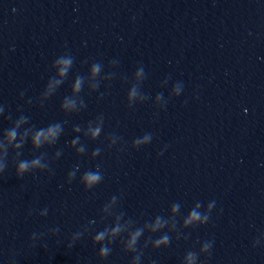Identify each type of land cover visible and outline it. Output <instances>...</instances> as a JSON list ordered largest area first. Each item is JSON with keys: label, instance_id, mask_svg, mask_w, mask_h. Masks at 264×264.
<instances>
[{"label": "clouds", "instance_id": "clouds-1", "mask_svg": "<svg viewBox=\"0 0 264 264\" xmlns=\"http://www.w3.org/2000/svg\"><path fill=\"white\" fill-rule=\"evenodd\" d=\"M56 63L58 65H60V73L63 75V74H66L68 72L69 67L73 63V59H72L71 56H61V57H59L57 59ZM99 69H100V66L98 64L93 66V71L94 72H98ZM80 86H81V81H80V79H77L76 85H75V89L77 91H79ZM175 91H176V94L179 95L180 92L182 91V85L178 84L176 89H175ZM135 94H136V91L134 89L133 92L131 93V95L134 96ZM21 95H23V94H21ZM64 106L67 107L68 105L65 104ZM2 112H3V108L0 107V113H2ZM24 119L25 118L21 117V121H17V124L22 122ZM99 133H100V128H96L93 131L92 134H93V136H98ZM58 134H59V125H52V126L48 127L47 129H40L39 131H37L35 133V136L33 137V141L32 142H33L34 145L39 147L45 141L55 142L56 138L58 137ZM17 135H18L17 128L16 127L11 128L7 132V137H8L9 142H12V141L16 140ZM150 139H151V136L150 135H146L144 137V141L137 140L136 143L146 142V141H148ZM73 143H76V141H73ZM16 147H20V145L17 144ZM80 151H83V149H80ZM47 167H48V165L46 163H44L42 157H37L35 159H32L31 161L23 160V161H21L19 163V166H18V169H17V174L19 176H23V174L25 172H28L31 169H45ZM0 171H3L2 167H0ZM74 176H75V172L69 173V177L70 178H72ZM102 178L103 177H102V174H101L100 171H98V170L97 171H91L90 170V171H87V172H85L83 174L82 183L87 188H93V187H95L96 185H98L101 182ZM214 203L215 202H213V204ZM209 207L211 208L212 205L210 204ZM46 214H47V209H45L44 211H42L40 213V215H42V216L46 215ZM201 217H202V214L200 212L196 211L195 209H193L191 211L188 219L185 221V223L190 224V223H193L195 221L206 222L207 219H208L207 215L203 216V220L201 219ZM164 224H166V221H162V219L158 217L155 227H157V228L163 227ZM121 230H122L121 227L119 225H117L116 227L111 228V233H112L113 236H115L117 233H120ZM142 233H143V229H137L136 231H134L131 234L130 239L127 241L128 248L132 252H136L137 253V255H135L133 257L132 264H139V262L141 260L142 252H138L137 251V244H138L139 237L142 235ZM107 234H108V229L107 228L105 230H103V231H100L97 235H95V241L99 242V241L104 240L105 236ZM79 235H80V233H77L75 238L78 239ZM36 238H37L36 235L33 234L32 239L35 240ZM170 240H171V238H170V236L168 234H163L159 238L155 239L154 244L157 247H159L161 245H169ZM71 246L72 245L70 244L69 247H71ZM211 247H212L211 242H206L204 244L203 250L204 251H208ZM110 252H111V248L108 247L107 245H104V246H102L100 248L99 255L102 256V257H107V256H109ZM187 259L189 261V264H192V262L195 259V254L189 252L188 255H187Z\"/></svg>", "mask_w": 264, "mask_h": 264}]
</instances>
